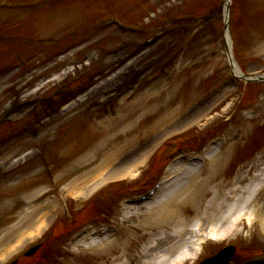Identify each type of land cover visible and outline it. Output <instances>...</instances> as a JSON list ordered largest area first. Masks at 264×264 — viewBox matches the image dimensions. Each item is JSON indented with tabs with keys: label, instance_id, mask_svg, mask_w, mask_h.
Masks as SVG:
<instances>
[{
	"label": "rangeland",
	"instance_id": "rangeland-1",
	"mask_svg": "<svg viewBox=\"0 0 264 264\" xmlns=\"http://www.w3.org/2000/svg\"><path fill=\"white\" fill-rule=\"evenodd\" d=\"M220 1L74 0L67 4V10L50 11L60 4L50 0H0L12 5L9 9L0 10V75L5 67L12 68L0 79V117L8 111L5 106L14 101V95L56 97L52 106L58 109L66 102L64 100L78 93L82 95V88L86 85L99 86L106 78L125 69L123 66L128 63L137 67L152 63L149 67L152 70L145 74L146 77L120 89L123 91L121 96H124L122 100L104 96L110 94L114 87H111L112 83L103 82L94 94L73 110H63L54 115L50 99H45L25 114L20 111L9 114L8 122L0 127V255L16 243L22 234L17 236L19 232L30 231L24 228L29 219L40 214L37 210L39 205L54 202L60 209L58 218L63 220L62 226L56 230L51 223L53 226L46 237L43 233L34 239L29 238L45 245L26 264H44L45 261L49 264L56 258L66 260L65 264H142L144 260L156 258L157 255L149 248L157 237L170 234L180 221L188 224L192 218V221L197 217L205 218L206 207L215 197L221 198L217 208H227L238 193L224 192L220 185L221 190L217 192V189L222 177L232 174L234 167L239 165L237 168H240L250 158H259L257 167H264V155H259L264 152V92L258 93L254 91L255 86H251L249 95L245 96L243 91L236 92L230 87L226 77L229 66L222 45L223 18H218L208 29L204 28L206 24L197 26L196 23L174 21L175 18H184L186 13L185 18L214 11ZM164 3L171 6L166 9ZM144 4L145 13L141 10ZM186 4L184 10L182 6ZM149 9L155 12V16L147 19ZM101 16H119L143 30L120 36L111 30H100L97 26ZM230 19L239 63L248 71L264 68V0H233ZM152 23H161V27L153 29L155 25ZM162 32L164 34L154 42L141 47ZM58 41H63L64 48H59ZM89 55H93L90 62L85 60ZM78 61L81 62L80 67L76 65ZM72 66L75 69H69L66 77L56 76ZM102 97L107 100L98 105ZM255 98L261 105L259 112L245 121L246 129L230 147V161L225 160L218 177H211L206 182L200 201L173 203L168 226L161 221L147 226V218L140 217L139 225L128 226L119 236L121 238L116 236L104 240L111 242L108 248L95 246L85 249L79 245L66 250L65 236L58 237V233L86 221V217L93 216L90 219L95 221L114 216L117 199L112 202L106 199L91 213L79 211L89 189L100 183L102 186L114 184V192L124 184L133 193L136 192L132 191L134 188L151 184L165 159L177 147L188 145L190 149L196 148L200 141L214 132L212 127H223L226 118L237 114L238 105L241 107L240 104ZM43 102L45 107L42 108ZM210 105L215 108L204 113ZM179 107L182 109L180 115L153 128L157 121ZM192 108L196 109L195 113L191 112ZM109 119L113 121L107 122ZM170 120L177 121L172 125ZM191 121H195L194 125L186 129ZM234 121L235 118L232 119ZM164 126L171 127L162 131ZM168 137L174 144L154 153L152 150ZM185 140L191 142L186 144ZM117 147L122 149L121 156L107 163V155ZM23 154V159L13 161ZM141 161L143 170L136 167ZM101 162H104V167L99 169ZM82 176L88 179L77 188H83L81 192H85L83 195L75 194L72 187ZM102 186L97 191L105 187ZM256 201L264 204V190ZM145 206L139 212L145 211ZM217 208L212 210V219L220 224L222 219ZM32 211L34 213L31 214ZM71 221L73 224L64 230V223ZM208 221L211 225L210 219L206 224ZM255 228V233L243 229L235 236L230 235L231 242L238 245L239 251L243 246L251 245L256 250L252 253L264 249V231ZM207 229L211 228L207 226ZM102 240L95 244L100 246ZM210 247L205 252L215 248L213 244ZM170 250L169 258L181 252L182 248Z\"/></svg>",
	"mask_w": 264,
	"mask_h": 264
},
{
	"label": "bare ground",
	"instance_id": "bare-ground-1",
	"mask_svg": "<svg viewBox=\"0 0 264 264\" xmlns=\"http://www.w3.org/2000/svg\"><path fill=\"white\" fill-rule=\"evenodd\" d=\"M107 82H111L110 79H106L104 83H107ZM97 91V88L94 89ZM95 92V91H92V93ZM76 102L78 101H75V102H72L71 104H69L65 109L67 111L69 110H73L76 106ZM189 110V109H188ZM191 110V109H190ZM182 109L181 107L175 109V111H171L168 113V115L164 116L163 118L160 119V121H157L154 125H153V128H156L158 127L160 124L168 121V119H172L171 117L173 116H177V115H180L179 112H181ZM194 111V113L196 112V109H193L191 110V112ZM119 118V116H118ZM171 123L170 124H174L176 121H172L170 120ZM179 121V120H178ZM190 124H192V121L190 123H187L186 126H189ZM163 125V124H162ZM171 126H164L163 127V130L162 131H166L168 128H170ZM176 131V130H175ZM175 131H172L171 133H176ZM159 134L158 132H155V134ZM120 147V146H119ZM119 147H117L115 149V151H112L111 153H109L107 155V158H106V162L110 164V160L112 159H119V157L121 156L122 154V149H119ZM218 147H216L213 152H212V157H211V167H212V171H210L208 173V175L204 178V179H198V177H200L198 175V172L196 170H193V172L189 173V176H191L190 179H186L181 185H179L177 188H174V191L172 192H167L164 197L160 198L156 203H154L152 206H150L149 210H148V217L147 220H146V225L147 226H153V225H156V224H159V222H163L165 224V226H168L170 225V222H169V218L172 216V211L174 210V208L172 207L173 206V203H184V202H197L196 200L200 201L203 197V194L205 192V187H206V182L212 177V176H218V172L220 173V170L221 168L223 167V165L221 166V160L223 159V156L221 153H219V151L217 150ZM118 149V150H117ZM104 163V162H103ZM102 162L100 163L99 165V169H102L104 167V164ZM114 164V163H113ZM135 167V165H134ZM107 173H109V171H107ZM189 178V177H188ZM202 178V177H200ZM88 179V177H79V179H77V184H75L73 187H72V190H75V194H84V192H81V190H83V188H77L79 187L78 185H80L83 181H86ZM237 188H243V187H234V188H231V189H228L226 191H233ZM246 189H248V196H246V201H241V199L239 201L236 200V198H233V202L231 204H228L227 205V208L226 209H221L220 207H218V205H220V202L218 201L219 198L216 197L214 198L210 204L207 205L206 207V217L205 218H202V217H199V221L194 224V227L190 228L188 227L187 225H185L184 223L183 224H177L175 225L173 228L174 230L168 234V235H165V237H157L156 239L158 238H161L160 241L158 242V245L157 246H152L151 248H149V250H153V253H157L159 252V257H163L165 259H167V257H169V255H171V252H169L168 250L170 249H177L178 247H180L182 245V242L183 241H187L188 237H195L197 236V233L198 231H195V229L199 228L200 232L202 233H207V226H209L211 229L209 230L208 232V235L209 237H215V236H218V235H215V234H226V233H229L230 232V227L227 226L226 228V224L227 222L229 221L230 218L234 217L236 214H243L244 212H247L246 214H249L251 217L257 215V212H258V215L260 214L261 215V218H262V227L264 229V206L263 204L261 203H257V204H254V200L250 199L251 196L253 195V189L251 187H247L246 186ZM91 190V189H89ZM225 192V191H224ZM79 194V195H80ZM82 195H80L79 197H81ZM231 198V197H230ZM255 206H258V210H255ZM171 207V209H169ZM218 210V212L220 213V219H222L221 223H216L215 220L213 221L212 219V210L216 209ZM39 210V208L37 209ZM35 209V211H37ZM235 215H232L234 214L235 212H237ZM34 213V211L31 212V214ZM48 213L46 212V214L43 212H41L37 218L35 219H29V223L28 225H26V228L25 229H30L29 232L27 231H21L17 234V236L21 234L20 238L18 239V241H20L21 239H28L30 238V236H38L39 234H41V232L44 230V227L48 225ZM245 215V214H244ZM150 216L153 217V219L151 218L150 220L148 219ZM231 216V217H230ZM211 220V225H209V221H208V224H206V220ZM172 221V220H171ZM27 222V221H26ZM139 224H137L136 226H138ZM190 225H193V224H190ZM23 232L27 234V236H25L26 234L23 235ZM25 236V237H24ZM24 237V238H23ZM107 239V238H105ZM103 239L101 242V245L98 246L97 244H95L96 247H102V248H108L110 247V243L109 242H104ZM18 241L12 245L11 247L7 248L5 250V253L9 252V251H12V250H15L18 246ZM25 241V240H24ZM100 241V240H98ZM97 241V242H98ZM185 241V242H186ZM191 242V240H190ZM160 245V246H159ZM164 245H166L167 247L165 248ZM94 246V247H95ZM14 247V248H13ZM182 247V246H181ZM93 248V247H92ZM90 248V249H92ZM155 250V252H154ZM171 251V250H170ZM4 253V252H3ZM2 253V254H3ZM162 253V254H160ZM2 254L0 255V259H1V256ZM159 262H156L155 258L153 260H150L148 259L147 260H144V262L142 264H158ZM166 264V262H165Z\"/></svg>",
	"mask_w": 264,
	"mask_h": 264
}]
</instances>
